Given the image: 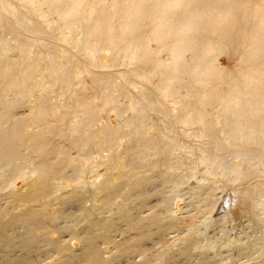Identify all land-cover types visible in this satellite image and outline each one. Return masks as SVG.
Masks as SVG:
<instances>
[{
  "label": "bare ground",
  "instance_id": "6f19581e",
  "mask_svg": "<svg viewBox=\"0 0 264 264\" xmlns=\"http://www.w3.org/2000/svg\"><path fill=\"white\" fill-rule=\"evenodd\" d=\"M263 16L264 0H0V264H264ZM244 217L251 234L229 235Z\"/></svg>",
  "mask_w": 264,
  "mask_h": 264
},
{
  "label": "rangeland",
  "instance_id": "374dc122",
  "mask_svg": "<svg viewBox=\"0 0 264 264\" xmlns=\"http://www.w3.org/2000/svg\"><path fill=\"white\" fill-rule=\"evenodd\" d=\"M232 14L238 15L239 12L237 11V9H234L233 12H232ZM238 17L241 18L240 14L238 15ZM263 20H264V16H263ZM240 25L241 26L243 25L242 22L240 23ZM261 32L264 34V28L261 30ZM152 46L155 47L156 46V43L153 42L152 43ZM233 47H234L233 51L235 52V54L236 55L237 54L239 55V53H240V46H239V44L236 43V44L233 45ZM105 50H107V52L110 53V54L112 52V50H110L108 48L104 49L102 51L103 54L100 56V59L102 60V62H103V60L106 59L107 61L106 60L105 61H106V63H108L110 57H109V54L108 53H107L108 56L106 55ZM222 53H225V54H222ZM232 56H233V53L231 54L228 51L227 52H220V53L217 54L216 64L217 65H220V66H223V67L227 65L226 67H228L230 69H233L234 68V61H232L233 60ZM103 57H105V58H103ZM108 57H109V59H108ZM160 57H162V60L164 59V61L165 60L167 61V59H169V57H170L169 52L168 51H164L161 54ZM190 58H191V53L188 52V54H187V60H189ZM223 63H224V65H223ZM141 65H143V64H140L138 66L141 67ZM143 67L145 69H150L152 66H150L148 64V65H143ZM130 68L131 67L130 66H127V64H124L123 62H120V63L117 64V66H111V67L109 66V68L106 69L108 72H111V74L113 75L114 80L117 82L116 87L113 89L114 91H112L113 94L119 95L120 96V99L122 101H124L126 104H129L132 101V100H130V98L127 97L126 93H131L132 92V94L137 95L138 92H139V89L141 87V84L140 83H138V85H131L130 82L128 81L129 77H128V74L125 73V72H127ZM117 70H119V72ZM112 72H114V73H112ZM161 77H162L161 75H157L153 79V81L154 82H157V81H159V79H161ZM148 85H150V84H148ZM134 87H136V88H134ZM130 89H131V91H129ZM115 91H117V92H115ZM205 91H206V93L207 92H210V87L206 88ZM174 99L175 100L172 103L174 105H178L177 104V101H179V97H176ZM106 105L107 104L101 103V107L102 108H106V111H105V114H104L105 116L101 118V120L99 121V124H101L103 121H105V122L110 121V122H113V123H117L119 121V117L117 115V112H116L115 107H112V106L109 107V106H106ZM218 107H219V104H216L215 107H214V109H217ZM133 112H134L133 109H128L127 112L125 113V115L128 116V115L132 114ZM262 177H261V179H259L260 177L255 178V180L256 179L258 180L255 184H260V182L263 179ZM224 178H226V177H224ZM225 183L226 184H224L225 186H223V188H224V192H227L226 198H225V202H224L226 204L227 201H228V199H229V194L230 195L232 194V193H230L231 192L230 190H232V188L230 189V187H232V184L229 183V182H227V181ZM23 184H24V180H21V182H19L17 184V186L18 187H21ZM224 192L223 191H221V193L219 192V195H222V193H224ZM232 192H233V190H232ZM183 202H185V201H183ZM220 209H222V208H220ZM178 213H181V210H179ZM217 216H219V215L217 213H215L214 218H216ZM247 223H248V220L245 217L242 218L241 220H238L236 223H234L232 225L234 228L232 226L230 227V231H228L229 235L235 236L236 234H240V235H242L244 237H246L247 235H250L251 232L249 231L250 228H249V225ZM202 228L204 229V227H202ZM208 230L209 231L213 230V227L209 228ZM208 230H207V232H208ZM177 234H178L177 232H174V234L172 233L170 236L173 237V236H176ZM200 234H201V232H200ZM75 247H77V248L80 247V244L79 243H76ZM261 258H262V255H257L256 258L247 260L246 261V264H258L259 261L261 260ZM226 263H230V261L228 260ZM236 264H238V263H236Z\"/></svg>",
  "mask_w": 264,
  "mask_h": 264
}]
</instances>
